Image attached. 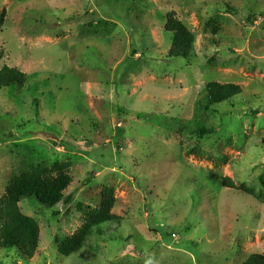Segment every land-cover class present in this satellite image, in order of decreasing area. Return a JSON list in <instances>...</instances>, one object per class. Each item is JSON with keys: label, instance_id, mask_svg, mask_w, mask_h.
<instances>
[{"label": "rangeland", "instance_id": "1", "mask_svg": "<svg viewBox=\"0 0 264 264\" xmlns=\"http://www.w3.org/2000/svg\"><path fill=\"white\" fill-rule=\"evenodd\" d=\"M0 197L28 161L68 165L67 203L21 199L31 259L0 264H241L264 254V0H0ZM174 13L193 36L169 57ZM240 94L205 108L209 83ZM200 128L208 131L202 134ZM229 182L232 187H225ZM111 189L114 222L58 245Z\"/></svg>", "mask_w": 264, "mask_h": 264}, {"label": "trees", "instance_id": "2", "mask_svg": "<svg viewBox=\"0 0 264 264\" xmlns=\"http://www.w3.org/2000/svg\"><path fill=\"white\" fill-rule=\"evenodd\" d=\"M4 13L0 14V26ZM165 30L172 34L169 57L187 58L193 43V36L185 26L176 19L174 13L166 15ZM27 76L15 68H0V88H22L26 84ZM206 105H218L231 100L240 94V87L232 84L209 83L205 87ZM202 134L208 131L200 128ZM264 143V140H262ZM72 182L68 172V165L54 164L48 167L44 164H35L28 161L25 167L14 173L0 197V248L14 249L22 258L31 259L38 249L39 230L32 219L24 216L18 203L21 199H34L40 205L52 208L60 203L67 204L71 197L64 196V192ZM225 187H232L229 182ZM115 204L111 189H105L101 193L100 204L95 209L78 205L84 212L82 226L70 237L61 241L58 245L59 253L68 256L76 252L91 228L102 223L114 222L117 218L111 213ZM241 264H264V254L250 255Z\"/></svg>", "mask_w": 264, "mask_h": 264}]
</instances>
